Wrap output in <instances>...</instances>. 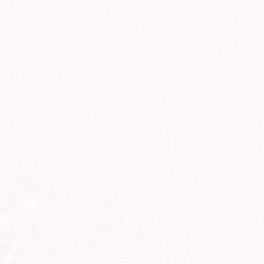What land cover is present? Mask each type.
Segmentation results:
<instances>
[{
    "label": "snow or ice",
    "instance_id": "snow-or-ice-1",
    "mask_svg": "<svg viewBox=\"0 0 264 264\" xmlns=\"http://www.w3.org/2000/svg\"><path fill=\"white\" fill-rule=\"evenodd\" d=\"M0 264H264V0H0Z\"/></svg>",
    "mask_w": 264,
    "mask_h": 264
}]
</instances>
